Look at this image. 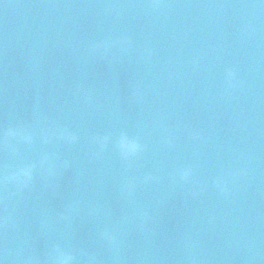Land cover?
I'll use <instances>...</instances> for the list:
<instances>
[{
    "label": "water",
    "instance_id": "water-1",
    "mask_svg": "<svg viewBox=\"0 0 264 264\" xmlns=\"http://www.w3.org/2000/svg\"><path fill=\"white\" fill-rule=\"evenodd\" d=\"M9 127L5 264H264V0H0Z\"/></svg>",
    "mask_w": 264,
    "mask_h": 264
},
{
    "label": "clouds",
    "instance_id": "clouds-1",
    "mask_svg": "<svg viewBox=\"0 0 264 264\" xmlns=\"http://www.w3.org/2000/svg\"><path fill=\"white\" fill-rule=\"evenodd\" d=\"M228 75L231 77L234 75L233 72L229 71ZM52 135H58L60 139L67 141L68 143H75L77 140L76 135L68 132L67 130H59L58 133H53ZM10 139H18L25 144H32L34 140L33 133L24 127L21 128H4L0 129V143H3L5 146L8 145ZM49 136L46 133L44 136V142H48ZM107 137L103 138V141H106ZM101 141V143H103ZM118 148L120 154L125 159H129L132 156L136 155L142 150V145L136 139H130L126 134L122 133L118 140ZM48 157L45 156L42 160V163H46ZM35 168L34 164L25 165L22 168H19L15 171H12L10 174L0 177V182H8L16 184L20 187H27L32 180L33 170ZM191 175V170H182L180 173V178L182 180H187ZM55 255L53 257V264H74L75 258L64 252L59 247L54 249ZM0 264H5L3 259H0Z\"/></svg>",
    "mask_w": 264,
    "mask_h": 264
}]
</instances>
